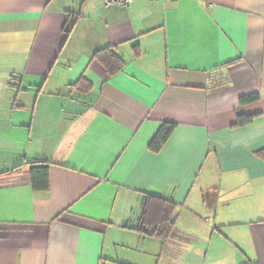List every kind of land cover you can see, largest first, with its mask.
<instances>
[{
    "label": "crops",
    "instance_id": "1",
    "mask_svg": "<svg viewBox=\"0 0 264 264\" xmlns=\"http://www.w3.org/2000/svg\"><path fill=\"white\" fill-rule=\"evenodd\" d=\"M144 194L175 241L134 229ZM119 263L264 264V0H0V264Z\"/></svg>",
    "mask_w": 264,
    "mask_h": 264
},
{
    "label": "trees",
    "instance_id": "2",
    "mask_svg": "<svg viewBox=\"0 0 264 264\" xmlns=\"http://www.w3.org/2000/svg\"><path fill=\"white\" fill-rule=\"evenodd\" d=\"M93 59L99 61L105 68L106 73L110 76L121 70L124 60L118 55L114 48L105 46L93 54ZM84 78H79L77 85L85 87ZM255 95L243 96L239 99L240 103L252 101ZM253 115H245L238 112L235 117L233 126H241L250 122ZM174 127L173 123L164 122L161 124L156 134L149 142L151 151H158L168 138ZM29 183L33 190L45 191L48 189V165L44 161L35 160L30 162ZM176 204L168 198L153 194H144L140 202V214L138 223L134 229L140 233L160 238L163 243L171 242L174 238V211ZM173 241H175L173 239ZM125 264V263H119Z\"/></svg>",
    "mask_w": 264,
    "mask_h": 264
},
{
    "label": "built area",
    "instance_id": "3",
    "mask_svg": "<svg viewBox=\"0 0 264 264\" xmlns=\"http://www.w3.org/2000/svg\"><path fill=\"white\" fill-rule=\"evenodd\" d=\"M104 6H128L130 5L133 0H102Z\"/></svg>",
    "mask_w": 264,
    "mask_h": 264
}]
</instances>
